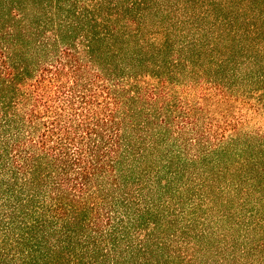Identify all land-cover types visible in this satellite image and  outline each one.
Listing matches in <instances>:
<instances>
[{
    "label": "trees",
    "instance_id": "trees-1",
    "mask_svg": "<svg viewBox=\"0 0 264 264\" xmlns=\"http://www.w3.org/2000/svg\"><path fill=\"white\" fill-rule=\"evenodd\" d=\"M0 264H264V0H0Z\"/></svg>",
    "mask_w": 264,
    "mask_h": 264
}]
</instances>
